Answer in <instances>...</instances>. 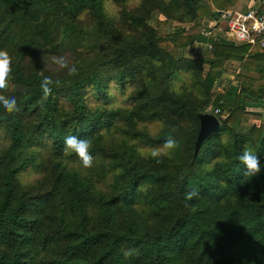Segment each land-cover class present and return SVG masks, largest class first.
Wrapping results in <instances>:
<instances>
[{
	"label": "trees",
	"instance_id": "1",
	"mask_svg": "<svg viewBox=\"0 0 264 264\" xmlns=\"http://www.w3.org/2000/svg\"><path fill=\"white\" fill-rule=\"evenodd\" d=\"M250 1L0 0L2 94L20 108L0 106V264H264V125L240 126L253 116L243 95L264 97V49L213 42L206 74L180 55L204 39L198 18ZM60 55L76 75L55 71ZM230 60L260 77L237 74L239 89L213 96ZM41 73L61 81L47 99ZM216 107L220 126L194 155L199 117ZM70 135L91 141V168L65 152ZM169 136L177 147L157 163ZM245 147L258 176L243 174Z\"/></svg>",
	"mask_w": 264,
	"mask_h": 264
},
{
	"label": "clouds",
	"instance_id": "2",
	"mask_svg": "<svg viewBox=\"0 0 264 264\" xmlns=\"http://www.w3.org/2000/svg\"><path fill=\"white\" fill-rule=\"evenodd\" d=\"M51 61L56 65L55 71L67 70V75L74 76L78 73V68L75 65H70L66 56H52ZM12 59L8 51L0 49V106L6 110L7 113H18L20 108L17 104L15 96H6L2 94L8 88V79L12 71ZM40 82V88L43 93V98L47 99L53 90V87H59L61 81L59 79L53 80L51 76H44ZM64 150L66 153L75 154L78 157L80 165L83 169H89L93 164V156L90 153L92 143L87 138H79L75 135H70L64 138ZM177 147V141L171 136L164 140L163 146L160 149H153L150 153L151 157L160 163L159 159L162 156L168 155L169 150ZM143 155V153H141ZM239 164L243 167V174L249 177L258 176L261 173L260 159L253 153L251 149L245 147L242 153L238 156ZM199 196V191L192 188L186 193V199L192 200ZM135 253V249H128L124 251L125 257H131Z\"/></svg>",
	"mask_w": 264,
	"mask_h": 264
},
{
	"label": "built area",
	"instance_id": "3",
	"mask_svg": "<svg viewBox=\"0 0 264 264\" xmlns=\"http://www.w3.org/2000/svg\"><path fill=\"white\" fill-rule=\"evenodd\" d=\"M207 19V24L201 26V35L209 49H213V42L219 35L234 44L264 49V7L259 2L251 0L245 11L233 8L213 9ZM194 43L200 41L195 40ZM212 113L217 115L220 109L216 107Z\"/></svg>",
	"mask_w": 264,
	"mask_h": 264
},
{
	"label": "crops",
	"instance_id": "4",
	"mask_svg": "<svg viewBox=\"0 0 264 264\" xmlns=\"http://www.w3.org/2000/svg\"><path fill=\"white\" fill-rule=\"evenodd\" d=\"M208 15L202 16L197 19V23L202 26L207 24ZM217 36L216 38H220ZM226 41L233 43L232 41L223 38ZM218 40V39H217ZM208 52H210V57L212 55V51L206 46L204 43V39L200 41V43H192L190 46L185 47L181 50L180 55L182 57L189 58H204ZM207 66V71H208ZM237 74H245L246 77L258 79L260 76L256 72L243 70L240 67V62L230 60L225 63L224 69L222 70L220 76L216 80L214 86L220 90L219 94H225L230 87L234 86L239 89V82L236 80ZM241 107L247 113L252 114V118L244 119L240 122V126L249 127L255 125L256 127H260L264 125V97L263 99L251 97L248 94L243 95L240 100Z\"/></svg>",
	"mask_w": 264,
	"mask_h": 264
},
{
	"label": "rangeland",
	"instance_id": "5",
	"mask_svg": "<svg viewBox=\"0 0 264 264\" xmlns=\"http://www.w3.org/2000/svg\"><path fill=\"white\" fill-rule=\"evenodd\" d=\"M255 1L259 2L257 0H255ZM109 10H110L111 14H114L116 12L117 8L115 6H113V5L112 6L110 5L109 6ZM163 18H164L163 15H161L159 12H155L153 14L152 18L149 21H147V23H148V25L156 27L157 21L161 20ZM220 26H221V24H220ZM184 27L185 28H189V25L187 23L178 22V21H175V20H170L169 24L167 26L169 31H174L175 29H180V28H184ZM220 40H222L221 37L218 38V40H216L215 42H219ZM235 45H243V44H235ZM213 47H214V44H213ZM210 51H212V49H210ZM195 59L204 62L202 64V66H203V74H206L207 66H208V60L210 59V52H208V54L202 59H200V58H195ZM219 91L220 90H218L215 86H213L212 89H211V92H212L213 96L216 95V94H219ZM32 177H33V174H31V172H28V173H25L23 176H21V179L26 182V181H30L32 179Z\"/></svg>",
	"mask_w": 264,
	"mask_h": 264
},
{
	"label": "water",
	"instance_id": "6",
	"mask_svg": "<svg viewBox=\"0 0 264 264\" xmlns=\"http://www.w3.org/2000/svg\"><path fill=\"white\" fill-rule=\"evenodd\" d=\"M200 126L198 135L195 141V154H197L201 143L208 138L212 133H214L220 126L218 118L213 113H204L200 117Z\"/></svg>",
	"mask_w": 264,
	"mask_h": 264
}]
</instances>
